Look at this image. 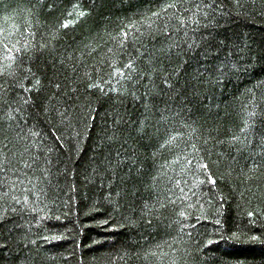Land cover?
<instances>
[{"label": "trees", "instance_id": "trees-1", "mask_svg": "<svg viewBox=\"0 0 264 264\" xmlns=\"http://www.w3.org/2000/svg\"><path fill=\"white\" fill-rule=\"evenodd\" d=\"M242 3L0 0V60L35 33L0 76V264H264V0ZM56 82L66 124L38 108Z\"/></svg>", "mask_w": 264, "mask_h": 264}, {"label": "snow or ice", "instance_id": "snow-or-ice-1", "mask_svg": "<svg viewBox=\"0 0 264 264\" xmlns=\"http://www.w3.org/2000/svg\"><path fill=\"white\" fill-rule=\"evenodd\" d=\"M75 0H73V3ZM233 4L237 6V9L243 6L242 0H233ZM172 5L169 4L168 7H171ZM167 9H162L161 11H153L151 12V15L148 16L147 13H141V16L146 17V19H139L136 18H129L126 22H123L120 35L126 40L130 35L135 38V33L140 32V29L142 26H146L147 28H151L153 24L157 22V20L161 17L162 12H166ZM71 15V13H69ZM85 15L84 12H80L78 14L79 16ZM74 21L72 20H66L63 23H61L59 26L62 28H68L70 24H73ZM126 29V30H125ZM26 32L30 31L29 28L25 29ZM143 33H141L142 35ZM35 38V33H31V36H25L24 42L21 44L20 41H17L16 44H13L12 46H9L8 44L4 45L5 50V56L3 60H0V76L10 77L14 75L15 69H13V62L19 60L20 64L23 63V56L27 55L29 52L33 51L32 42ZM19 45V46H17ZM39 47H44V45H39ZM189 47H192V45H189ZM8 53H16L17 55H9ZM30 71V70H29ZM31 74V72H30ZM121 76L124 75L123 72L120 73ZM2 83V81H0ZM51 83V82H50ZM162 83L165 85L166 88H172V82L165 78ZM40 84V80L38 78L34 79V82L31 86L24 88V91L27 93H30L33 90V87H36L37 90L38 86ZM52 91L49 92L48 97L45 98V100L40 101L38 104V108L40 109V115L45 119H50L53 122H59L61 124H66V121L69 119L68 112L71 108V105L67 103H60V100L63 98V91L62 86L60 82H56L54 84H51ZM89 87H99V84H91ZM103 91V89H101ZM114 90V89H110ZM32 97L28 96L25 99V103H29L31 101ZM254 113H249V116L253 115ZM91 119H94V117H90ZM67 126V125H66ZM243 131V129H241ZM51 134L55 136V139L57 141H60V147H64V141L62 140V137L60 135H57L54 130H50ZM32 135L36 137H41V134L38 130H33ZM234 140L239 139V137H234ZM247 139V137H245ZM41 140H43V137H41ZM193 148H195V145H192ZM45 151H52L51 145H45ZM36 160H39V157L36 158ZM47 162V159L45 158V163ZM35 163V161H25V167L32 168V164ZM191 163V161H189ZM37 167H40V165L37 163ZM202 167H207V165H200ZM253 166H255V162H253ZM5 172V168L3 167L2 160H0V185L3 184V174ZM208 180L215 184V180L212 179L211 176L208 177ZM21 184L24 183L23 180L20 181ZM31 183V182H29ZM177 184H179V181H177ZM28 190V189H26ZM181 192H184V189H181ZM185 197L187 196V193H184ZM15 199V197H13ZM27 196H25L24 200L25 203H27ZM17 203H20L19 200H16ZM181 215H184L183 212L180 213ZM253 213L250 211L248 212V216L251 217ZM59 218V217H57ZM217 226H219V229H223L225 226L221 223L219 219H216L214 222ZM249 223H253V221H249ZM57 238V237H54ZM253 239H256V235L253 234Z\"/></svg>", "mask_w": 264, "mask_h": 264}]
</instances>
